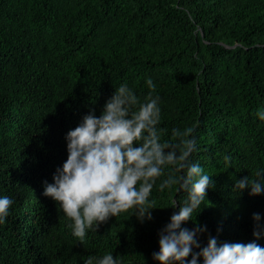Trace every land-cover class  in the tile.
Instances as JSON below:
<instances>
[{
	"label": "trees",
	"instance_id": "1",
	"mask_svg": "<svg viewBox=\"0 0 264 264\" xmlns=\"http://www.w3.org/2000/svg\"><path fill=\"white\" fill-rule=\"evenodd\" d=\"M148 78L161 142L194 128L190 159L214 183L181 227L206 226L201 248L209 236L264 247V190L235 188L249 177L264 189V0H0V197L13 200L0 264H84L108 253L119 264H160L159 232L187 199L178 185L158 190L182 174L173 166L152 189L151 220L130 210L89 230L84 244L43 195L67 159L66 133L90 111L100 116L121 84L143 102Z\"/></svg>",
	"mask_w": 264,
	"mask_h": 264
},
{
	"label": "clouds",
	"instance_id": "2",
	"mask_svg": "<svg viewBox=\"0 0 264 264\" xmlns=\"http://www.w3.org/2000/svg\"><path fill=\"white\" fill-rule=\"evenodd\" d=\"M151 90L141 102L127 84L115 88L113 95L105 102L100 116L94 110L84 115L82 121L65 136L67 159L53 175V183L44 182L43 195L57 202L66 218L71 221L72 235L84 244L89 230L97 231L99 226L111 217L134 210L141 222L152 219L156 201L150 199L158 178L164 176V169L173 166L181 175L169 174L158 186V190L172 189L187 193V199L180 204L159 232V251L153 252L154 260L160 264H264V247L255 241L248 243L218 244L209 236L207 245L201 248L198 233L206 226L191 230L181 227L193 220V212L200 208L206 198L209 185H214L210 176L203 174L198 163L190 159L197 150V142L191 134L194 128L184 131L172 130L173 141L161 142L157 125L161 121L159 97H153L155 84L148 78ZM264 120V111L257 113ZM139 145V146H135ZM226 163L229 157H224ZM258 177L261 176L257 172ZM250 186L249 195L262 192L259 180L244 177L236 182L235 188L243 190ZM13 200L0 197V224L5 223ZM172 207H176L173 201ZM256 223L253 236H261L258 213H253ZM200 251L193 252V248ZM191 255L189 261L187 257ZM84 264H119L111 253L100 258L89 256Z\"/></svg>",
	"mask_w": 264,
	"mask_h": 264
}]
</instances>
